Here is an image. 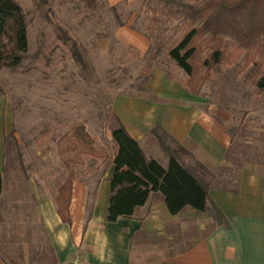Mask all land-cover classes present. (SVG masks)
Segmentation results:
<instances>
[{
	"label": "rangeland",
	"instance_id": "1",
	"mask_svg": "<svg viewBox=\"0 0 264 264\" xmlns=\"http://www.w3.org/2000/svg\"><path fill=\"white\" fill-rule=\"evenodd\" d=\"M17 1L26 12L29 49L18 67L0 68V172L5 185L0 264H75L89 254L59 245L66 243L61 236L58 241V223L52 225L40 207L42 186L49 180L52 197L70 173L82 177L86 170L105 169L93 156L103 162L112 158L110 132L122 121L130 129L136 125L142 106L193 104L226 127L231 144L216 169L218 177L204 176L205 181L233 188L243 167L264 163V92L255 85L264 72L260 49L241 48L228 36L234 59L208 73L201 68L193 93L185 85L188 75L168 55L187 25L168 13L162 0H95V6L84 0ZM65 33L77 42L84 66L73 57ZM150 119L144 124L153 123ZM77 125L85 127L93 146L87 141L84 148L81 144L61 155L60 148H68L65 137ZM136 128L142 131L143 125ZM140 135L146 150L147 143H155L149 155L169 163L153 134ZM194 157L186 163L200 175L203 168ZM15 185L23 198L32 199L17 202V217L8 220Z\"/></svg>",
	"mask_w": 264,
	"mask_h": 264
},
{
	"label": "crops",
	"instance_id": "2",
	"mask_svg": "<svg viewBox=\"0 0 264 264\" xmlns=\"http://www.w3.org/2000/svg\"><path fill=\"white\" fill-rule=\"evenodd\" d=\"M150 117L153 123L145 125ZM134 118L136 125H143L142 131L134 124L130 129L121 121L149 158L158 160L149 155L155 143L152 140L151 144L147 143L146 150L140 134L151 133L159 126L167 132L173 146L178 143L195 156L194 159L209 172L207 177H218L216 169L220 168L231 144L225 126L210 121L207 114L187 103L142 106ZM110 140L112 142V131ZM113 156L108 157L107 162L96 159L98 166L106 165L105 169L92 168L84 171L82 177L76 175L74 178L69 223L62 221L56 204L58 188L64 181L56 187L52 197L48 196L49 180L42 186L45 193L39 195L40 207L45 215L51 216L52 225L57 221L58 241L61 236L66 243L59 245L66 251L72 247L74 252L89 253L76 258L77 264H264V163L243 167L233 188L215 185L207 178L210 188L205 212L186 207L178 214H171L164 196L152 192L132 216L109 222ZM188 158L182 160L187 166ZM161 164L166 167L168 160ZM4 192L5 185L0 199ZM32 197L38 196L33 194ZM24 198L15 185L9 199L8 220L16 219L17 202L32 199L27 195ZM214 209L220 211L222 217L217 218ZM1 257L0 253V260Z\"/></svg>",
	"mask_w": 264,
	"mask_h": 264
},
{
	"label": "trees",
	"instance_id": "3",
	"mask_svg": "<svg viewBox=\"0 0 264 264\" xmlns=\"http://www.w3.org/2000/svg\"><path fill=\"white\" fill-rule=\"evenodd\" d=\"M47 2V0H41ZM95 6V0H84ZM168 13L180 17L187 28L174 43L169 57L187 75V88L197 92L194 83L201 68L208 73L224 61L234 59L228 52V39H236L244 49H260L264 57V0H162ZM65 42L70 46L73 57L84 66L77 42L65 33ZM29 49L28 20L22 4L17 0H0V68L18 67ZM207 53L203 58L202 55ZM206 73V74H207ZM205 74V75H206ZM259 91L264 92V72L256 80ZM153 128L151 133L162 150L168 155L169 163L164 167L158 160L149 158L138 140L120 123L112 130L114 169L110 177V197L107 219L116 222L120 217H130L137 207L143 206L152 192H160L171 214H178L186 207L205 212L208 210L210 184L204 179L208 174L204 166L196 174L182 160L192 153L180 144L167 142V133ZM94 144L83 125L75 126L72 135L66 136L60 154L74 151L85 142ZM92 152L94 148L92 147ZM94 160L98 157L93 156ZM75 175H70L59 186L56 195L57 212L64 223L71 220L70 204ZM4 179L0 172V195ZM214 206V205H213ZM215 207V206H214ZM217 218L222 214L213 210Z\"/></svg>",
	"mask_w": 264,
	"mask_h": 264
}]
</instances>
